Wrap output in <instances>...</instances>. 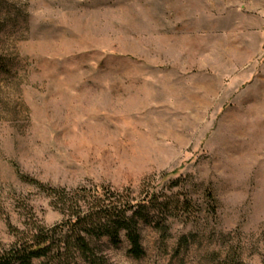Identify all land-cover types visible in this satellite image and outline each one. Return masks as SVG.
<instances>
[{
  "label": "rangeland",
  "instance_id": "rangeland-1",
  "mask_svg": "<svg viewBox=\"0 0 264 264\" xmlns=\"http://www.w3.org/2000/svg\"><path fill=\"white\" fill-rule=\"evenodd\" d=\"M263 25L264 0H0V246L63 220L18 167L192 199L141 225V258L105 239L111 264H262Z\"/></svg>",
  "mask_w": 264,
  "mask_h": 264
},
{
  "label": "trees",
  "instance_id": "trees-1",
  "mask_svg": "<svg viewBox=\"0 0 264 264\" xmlns=\"http://www.w3.org/2000/svg\"><path fill=\"white\" fill-rule=\"evenodd\" d=\"M16 170L22 180L47 193L53 207L63 214V220L52 226L36 221L23 229L10 225L16 240L0 246V264H111L104 240L119 247L124 238L129 255L141 258L145 253L142 224L167 230L169 218L180 214L189 217L195 212L191 198H181L168 190H146L137 197L129 189L120 191L98 185L68 189L43 184L20 168ZM173 183L179 185L178 181ZM207 195L209 213L214 215L216 199L210 191ZM214 264L243 261L238 250H231Z\"/></svg>",
  "mask_w": 264,
  "mask_h": 264
},
{
  "label": "crops",
  "instance_id": "crops-1",
  "mask_svg": "<svg viewBox=\"0 0 264 264\" xmlns=\"http://www.w3.org/2000/svg\"><path fill=\"white\" fill-rule=\"evenodd\" d=\"M262 28V27H261ZM262 29H264V25H263V28Z\"/></svg>",
  "mask_w": 264,
  "mask_h": 264
}]
</instances>
